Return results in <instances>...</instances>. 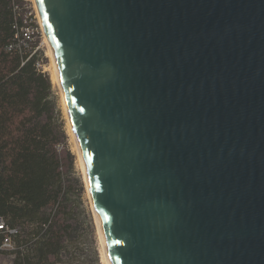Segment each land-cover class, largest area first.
Listing matches in <instances>:
<instances>
[{"label":"water","instance_id":"obj_1","mask_svg":"<svg viewBox=\"0 0 264 264\" xmlns=\"http://www.w3.org/2000/svg\"><path fill=\"white\" fill-rule=\"evenodd\" d=\"M108 264H264V0H35Z\"/></svg>","mask_w":264,"mask_h":264},{"label":"trees","instance_id":"obj_2","mask_svg":"<svg viewBox=\"0 0 264 264\" xmlns=\"http://www.w3.org/2000/svg\"><path fill=\"white\" fill-rule=\"evenodd\" d=\"M23 26L13 1L0 0V216L21 228L13 264H58L78 229L58 150L66 135L50 76L20 43Z\"/></svg>","mask_w":264,"mask_h":264},{"label":"rangeland","instance_id":"obj_3","mask_svg":"<svg viewBox=\"0 0 264 264\" xmlns=\"http://www.w3.org/2000/svg\"><path fill=\"white\" fill-rule=\"evenodd\" d=\"M17 2L20 1L18 0ZM30 11L34 19L32 23H34V27L38 31L30 40L29 48H34L33 53L38 56V63L41 65L40 70L44 74L49 75L53 83V96L58 107L57 123L66 135L64 142L58 147L65 164L66 181L70 183V187L66 189V199L71 205L72 214L78 222V229L73 239L67 243L65 251L61 255V261L58 264H106L97 220L84 179L83 168L61 103L59 88L52 75L48 49L44 43L45 38L33 0H29L28 12ZM20 13L24 17L26 11L21 9ZM13 259L14 257L9 253L0 254V264H13Z\"/></svg>","mask_w":264,"mask_h":264},{"label":"built area","instance_id":"obj_4","mask_svg":"<svg viewBox=\"0 0 264 264\" xmlns=\"http://www.w3.org/2000/svg\"><path fill=\"white\" fill-rule=\"evenodd\" d=\"M13 1V9L18 15L20 16V10L24 9L26 11L23 21L25 26H23L20 30L21 32V41L20 43L24 46H27L32 40L33 36L35 35L36 29L34 27L33 22V14L32 12H28L29 8V0H12ZM21 3V5H20ZM37 68L40 69L41 65L38 63ZM21 233L20 227H12L8 224L6 219L0 216V254L2 253H9L12 257L15 258V252L17 251L18 247L15 242V238H17ZM14 260V259H13Z\"/></svg>","mask_w":264,"mask_h":264},{"label":"bare ground","instance_id":"obj_5","mask_svg":"<svg viewBox=\"0 0 264 264\" xmlns=\"http://www.w3.org/2000/svg\"><path fill=\"white\" fill-rule=\"evenodd\" d=\"M33 3H34V7L37 11V15H38V19H39V23L41 25V28H42V31H43V35H44V43L45 45L47 46V49H48V56H49V59H50V65H51V71H52V75H53V78L59 88V91H60V96H61V103H62V106H63V109H64V112L67 116V119H68V122H69V126H70V129H71V132H72V137H73V141L75 143V148H76V151L78 153V156H79V159H80V162H81V158H80V154H79V150H78V146H77V142H76V139H75V135H74V131H73V127H72V124H71V121H70V118H69V114H68V110H67V107H66V103H65V98H64V94H63V91H62V88H61V85H60V82H59V78H58V75L56 73V69H55V64H54V58H53V54H52V51L50 49V45H49V42L47 40V37H46V33H45V30H44V26H43V22H42V19L39 15V11H38V7H37V4H36V1L33 0ZM81 165H82V162H81ZM83 168V166H82ZM84 173V171H83ZM84 179H85V176H84ZM85 183H86V180H85ZM87 186V185H86ZM88 189V188H87ZM90 196V195H89ZM94 210V209H93ZM95 213V212H94ZM96 217V215H95ZM97 220V218H96ZM97 224H98V221H97ZM98 229H99V235H100V238H101V241H102V245H103V255H104V259H105V262L106 264H108V261H107V256H106V251H105V247H104V243H103V239H102V236H101V232H100V228H99V225H98Z\"/></svg>","mask_w":264,"mask_h":264}]
</instances>
